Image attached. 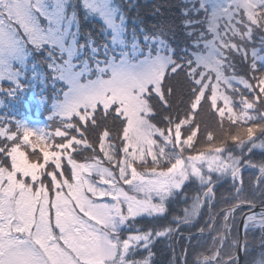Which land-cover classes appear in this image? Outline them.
<instances>
[{"label": "snow or ice", "instance_id": "1", "mask_svg": "<svg viewBox=\"0 0 264 264\" xmlns=\"http://www.w3.org/2000/svg\"><path fill=\"white\" fill-rule=\"evenodd\" d=\"M135 8L0 0V264H264V0Z\"/></svg>", "mask_w": 264, "mask_h": 264}, {"label": "trees", "instance_id": "2", "mask_svg": "<svg viewBox=\"0 0 264 264\" xmlns=\"http://www.w3.org/2000/svg\"><path fill=\"white\" fill-rule=\"evenodd\" d=\"M124 2L125 0H122V3ZM130 2L135 3L137 5V8L128 12L129 17L130 18L134 17L137 14V12H139L141 18L145 21L146 26L151 27L153 24H156L159 21L168 19L170 16V11L174 13L175 6L179 5L181 0H130ZM157 5L160 6V12L163 14L162 16H153L150 14L154 6ZM125 10L127 11V8ZM13 112H16V110L14 109ZM205 119L210 124L212 123L213 118L211 116H206ZM261 158H262L261 153L259 152V150H257L256 155L253 156V159L259 160ZM251 174H252L251 172H246L245 177L247 178ZM182 207H184L183 204L173 205V208L175 209L176 212H179ZM258 237H259L258 233L249 235L250 239L253 238L258 239ZM180 243H186V241H181ZM175 247L177 252H179L180 245L176 244ZM154 251L156 253L155 256L156 264H168L169 260L171 259V252L168 248V244L166 241L158 242L155 245Z\"/></svg>", "mask_w": 264, "mask_h": 264}, {"label": "rangeland", "instance_id": "3", "mask_svg": "<svg viewBox=\"0 0 264 264\" xmlns=\"http://www.w3.org/2000/svg\"><path fill=\"white\" fill-rule=\"evenodd\" d=\"M117 3H122V0H117ZM85 28L87 30L93 31L94 35L98 33L100 28V23L97 21H93L87 25H85ZM98 41L102 42V37H97ZM33 90L29 89L25 92V99H30L32 97ZM0 99H3L2 96H0ZM16 112H13L11 114L15 115L17 118L20 119H27L29 121H38L39 125L43 127L45 124H49L52 129H54L55 124L54 122H50L47 120L48 113L45 112L43 109L39 108V106L33 101L31 105L29 104H18L14 108ZM7 110L0 109V114L5 113Z\"/></svg>", "mask_w": 264, "mask_h": 264}, {"label": "water", "instance_id": "4", "mask_svg": "<svg viewBox=\"0 0 264 264\" xmlns=\"http://www.w3.org/2000/svg\"><path fill=\"white\" fill-rule=\"evenodd\" d=\"M240 234H241V236H243V231H241V233H240Z\"/></svg>", "mask_w": 264, "mask_h": 264}]
</instances>
